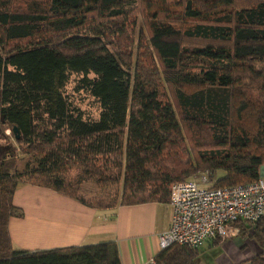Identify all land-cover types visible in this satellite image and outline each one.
Returning a JSON list of instances; mask_svg holds the SVG:
<instances>
[{
  "label": "trees",
  "instance_id": "16d2710c",
  "mask_svg": "<svg viewBox=\"0 0 264 264\" xmlns=\"http://www.w3.org/2000/svg\"><path fill=\"white\" fill-rule=\"evenodd\" d=\"M159 1L181 13L147 0H0V124L14 142L0 147V264H121L114 242L14 249L20 184L107 209L168 204L170 187L198 174L212 188L259 179L264 0ZM17 150L37 159L22 174ZM87 182L102 195L85 201ZM233 225L264 248V221ZM197 256L171 245L153 262ZM248 262L264 264V252Z\"/></svg>",
  "mask_w": 264,
  "mask_h": 264
},
{
  "label": "crops",
  "instance_id": "0c3cea01",
  "mask_svg": "<svg viewBox=\"0 0 264 264\" xmlns=\"http://www.w3.org/2000/svg\"><path fill=\"white\" fill-rule=\"evenodd\" d=\"M88 189L85 201L97 197ZM12 203L22 218H11L8 232L12 247L22 251H47L114 242L121 264H146L159 252L158 236L172 221L168 204L146 203L93 209L49 189L20 184ZM264 252L253 239L236 235L198 250L196 264H249Z\"/></svg>",
  "mask_w": 264,
  "mask_h": 264
},
{
  "label": "built area",
  "instance_id": "2783aa9c",
  "mask_svg": "<svg viewBox=\"0 0 264 264\" xmlns=\"http://www.w3.org/2000/svg\"><path fill=\"white\" fill-rule=\"evenodd\" d=\"M206 183V176L201 175L170 187L172 221L158 236L160 250L171 245L199 250L238 235L236 222L254 225L264 221V167L254 182L221 188L204 186ZM146 264H154L153 259Z\"/></svg>",
  "mask_w": 264,
  "mask_h": 264
},
{
  "label": "rangeland",
  "instance_id": "374dc122",
  "mask_svg": "<svg viewBox=\"0 0 264 264\" xmlns=\"http://www.w3.org/2000/svg\"><path fill=\"white\" fill-rule=\"evenodd\" d=\"M152 4V12L158 11V10H168L173 14H179L181 13V8L179 6H171V5H166L161 3L159 0H147ZM140 29V26L138 25L136 32H138ZM72 86L69 87L71 89ZM79 104L80 107L88 114H90L93 118L97 117V110L95 104L92 102L91 99L84 98V99H79ZM6 139H8L11 143L14 144L13 142V136L11 133V129L7 125H2L0 124V147H4L6 143ZM37 159L33 156H28V155H23L21 154L18 150L16 152V166H15V173L22 174L25 171L30 170L33 168L36 164ZM220 175V173H219ZM201 176L200 174L193 176V177H199ZM206 176V175H205ZM192 177V178H193ZM207 177V176H206ZM189 178V179H192ZM214 179V178H213ZM207 181L208 178H207ZM211 182H207L204 186H211ZM88 189H91L94 191V195L100 196L102 195L103 191L101 188H99L94 182H87L84 183L81 186V193L84 194L87 192ZM85 195V194H84Z\"/></svg>",
  "mask_w": 264,
  "mask_h": 264
},
{
  "label": "water",
  "instance_id": "95a60500",
  "mask_svg": "<svg viewBox=\"0 0 264 264\" xmlns=\"http://www.w3.org/2000/svg\"><path fill=\"white\" fill-rule=\"evenodd\" d=\"M13 132H14V133H16V132H17L16 128H14V129H13Z\"/></svg>",
  "mask_w": 264,
  "mask_h": 264
}]
</instances>
